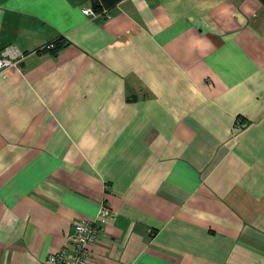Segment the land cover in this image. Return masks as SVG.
<instances>
[{
	"label": "crops",
	"instance_id": "crops-1",
	"mask_svg": "<svg viewBox=\"0 0 264 264\" xmlns=\"http://www.w3.org/2000/svg\"><path fill=\"white\" fill-rule=\"evenodd\" d=\"M83 6L0 0V264H264V1Z\"/></svg>",
	"mask_w": 264,
	"mask_h": 264
},
{
	"label": "built area",
	"instance_id": "built-area-1",
	"mask_svg": "<svg viewBox=\"0 0 264 264\" xmlns=\"http://www.w3.org/2000/svg\"><path fill=\"white\" fill-rule=\"evenodd\" d=\"M82 11L88 15H108L106 6L96 10L93 6H83ZM53 42H48L40 48L52 47ZM32 51H25L13 43L4 45L0 51V70L10 66H17L23 58ZM105 187H107L105 185ZM112 216L107 202L101 201L96 215L89 219H81L73 222V231L67 237L63 246L47 254L44 264H87L91 254V243L97 230L96 222L107 221Z\"/></svg>",
	"mask_w": 264,
	"mask_h": 264
},
{
	"label": "trees",
	"instance_id": "trees-1",
	"mask_svg": "<svg viewBox=\"0 0 264 264\" xmlns=\"http://www.w3.org/2000/svg\"><path fill=\"white\" fill-rule=\"evenodd\" d=\"M116 1L117 0H92V6L96 10H98L102 6L109 7V6L113 5ZM52 42H53L52 47H44V48H40V49H46V50H50L52 53H56V51L65 44V41L62 40L61 38H57Z\"/></svg>",
	"mask_w": 264,
	"mask_h": 264
}]
</instances>
